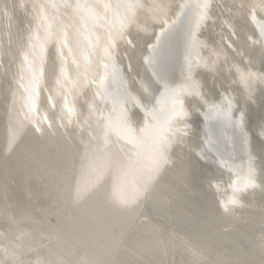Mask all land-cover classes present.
<instances>
[{
    "label": "bare ground",
    "instance_id": "bare-ground-1",
    "mask_svg": "<svg viewBox=\"0 0 264 264\" xmlns=\"http://www.w3.org/2000/svg\"><path fill=\"white\" fill-rule=\"evenodd\" d=\"M181 1L26 0L21 10L0 0V264H264V83L245 85L231 68L264 73V9L243 0L237 18L241 0H194L175 26ZM203 2L210 19L197 29ZM77 4L88 7H69ZM164 21L173 31L156 61L167 91L154 125L137 134L134 105L146 113L155 91L141 54ZM77 28L88 57L79 66ZM220 46L227 63L211 54ZM190 56L204 63L187 74ZM25 87L36 110L9 150L12 93L24 120ZM170 87L180 89L177 111ZM229 99L233 119L244 116L230 158L210 125L218 118L206 116L210 103Z\"/></svg>",
    "mask_w": 264,
    "mask_h": 264
},
{
    "label": "snow or ice",
    "instance_id": "snow-or-ice-1",
    "mask_svg": "<svg viewBox=\"0 0 264 264\" xmlns=\"http://www.w3.org/2000/svg\"><path fill=\"white\" fill-rule=\"evenodd\" d=\"M16 6L18 9L26 10L28 8V3L26 0H16ZM32 8H36L37 6L35 4H31ZM69 7H75L76 9H81L88 7L87 5L83 4H77V5H69ZM131 7V6H129ZM201 9V13L199 16V19L197 21V29L199 28L200 24L203 23L205 20L210 19V5L207 2H203L198 6ZM245 7V4L243 3V0H241L239 8L236 10V12L233 14L234 17H239L243 14V9ZM253 7H259L261 9H264V0H258V3L253 5ZM0 9H3V5L0 4ZM179 17H177L176 20L172 21V24L175 25L179 22ZM69 28H75L76 26L72 24L71 22L66 26ZM225 27H228L229 33L228 34H235L236 32V24H235V18L229 19L225 23ZM165 31H162L160 35H153L151 40L146 42L145 44V52L141 54V60L147 64L149 67H151L153 64L156 63V56L159 51L160 44L164 38ZM228 34L221 33V39H225ZM261 36L264 37V26L261 27ZM65 43L69 42V34L66 33L64 36ZM193 40L195 41V32H193ZM113 41L114 38L110 37L106 42L104 46V53L106 56H110L111 49L113 47ZM154 41V42H153ZM127 43L135 48L137 45V41L135 38L129 36ZM195 43L198 46H203L204 41H195ZM262 44H264V40L261 41ZM72 44L74 45L73 48V61L78 64L79 66V59L83 58L87 60V49L84 47L83 40L80 38V32L79 29H76L75 38L72 40ZM63 48V46H62ZM61 48V51H62ZM211 54L216 57V60L224 59V61L227 63V61L230 59L227 51L223 46H220L218 49L216 47H213L211 49ZM23 60L25 64L27 65L28 71H33V64L29 59V54L25 53ZM191 58L189 57V64H190ZM205 64H207L205 62ZM215 61H213L212 65H208L209 67L214 66ZM60 77L63 78L66 73L64 72V61L61 59L60 61ZM231 68H235L236 72L240 76V80L245 85H250L252 81L259 80L261 83H264V73L252 71L250 68L248 70H242V67L238 66V62H234L231 64ZM231 68L229 70H231ZM114 71H116L115 66H113ZM155 71V69H153ZM24 78V65L21 66V79ZM35 77L33 76V79ZM80 73H77V80L74 81V85L80 84ZM142 83H147V81L142 80ZM21 87H24L23 84H21ZM25 92L27 95L22 97V101L24 106L28 109V112L25 114V119L21 120L15 111V105L17 104V93H12L11 97V105H10V112H9V120L8 125L6 129V137H7V148L9 150L12 149L13 145L16 143L18 138L21 136V133L26 128V121H30L32 119L31 113L36 110V102L34 100V97L32 96L30 89L25 87ZM252 92L249 91V97H251ZM233 111H232V103L231 100H227V105L225 106L224 102H221L219 104L217 103H210L209 104V111L206 113V116L209 119H215V118H222V120L225 122L226 127H232V128H242L244 116L241 114L240 118L233 119ZM39 130V129H37ZM245 142L247 141V135L244 137ZM235 202V201H232Z\"/></svg>",
    "mask_w": 264,
    "mask_h": 264
},
{
    "label": "water",
    "instance_id": "water-1",
    "mask_svg": "<svg viewBox=\"0 0 264 264\" xmlns=\"http://www.w3.org/2000/svg\"><path fill=\"white\" fill-rule=\"evenodd\" d=\"M193 4H194V0H182L180 2V4L178 5V13L176 15H174V18L177 19V17H179L180 18L179 22L183 23L186 20L190 10L194 6ZM171 21H173L172 18H171ZM170 28L171 27H169V26L167 27V23H165V21H164L163 23L156 26L154 29L152 37H153L154 33H155V35H160L162 33V31H165V33H166L164 35V38H163L161 44H160L158 53L164 47L165 39L167 38V36L169 34V30H170V32L173 31ZM62 46L65 49V40H63V39H62ZM190 58H191L190 64H189V60H187V62L186 61L184 62L185 73L188 74L192 70H197V69L203 68L202 63H204V59L202 56L201 57L190 56ZM143 65L146 68L151 80L153 81V83L155 85V91H154L153 98H152L153 107H151V108L147 107L146 113L138 105H136V104L134 105L135 110L137 111V113L141 117V119H140L141 125L139 127H137V129H136L137 134H143V132H145L147 130V128L150 127V125L151 126L154 125L152 123L153 122V120H152L153 115L156 114L157 112H159V110H160L159 108H160L161 102H162L161 100L164 99L165 93L167 91L166 84L164 83V80L160 75L159 65H158L157 61L151 67H149L144 62H143ZM153 69H155V71H153ZM36 75L39 76L40 72L37 71ZM109 82H110V87L108 88V91H109V93H111L112 91H114V87L112 85V81H109ZM170 90L172 91L173 98L176 99V102L175 101L174 102L176 105L175 110L177 111L178 109H180L184 105V103L181 104L180 99H179L180 98V94H179L180 89H178L176 87H170ZM66 112L68 113V115L70 114L69 111H66ZM202 121H204V120L202 119ZM39 122L41 123V120ZM210 125H212L214 128V129L213 128L212 129L214 130L215 134L217 135L220 148L221 147H222V149L225 148L223 150V153L226 154L229 158L232 157V154H234L236 152V149H233L230 142L235 143V139L237 138L236 137V129L232 128V127H226L225 122L222 120V118H218L217 124H213L210 122ZM34 129L37 130L36 127H34ZM246 157H247L246 155H243L244 162L246 161L245 160ZM232 186H235V182H232ZM245 190H248V192H251V189L249 187H246Z\"/></svg>",
    "mask_w": 264,
    "mask_h": 264
}]
</instances>
